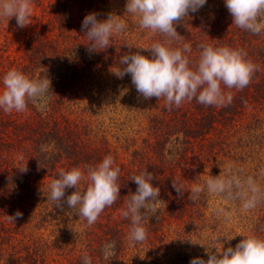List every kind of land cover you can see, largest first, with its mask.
I'll return each instance as SVG.
<instances>
[{
	"label": "rangeland",
	"instance_id": "rangeland-1",
	"mask_svg": "<svg viewBox=\"0 0 264 264\" xmlns=\"http://www.w3.org/2000/svg\"><path fill=\"white\" fill-rule=\"evenodd\" d=\"M55 1L32 0L31 23L24 28L17 26L15 17L8 21L0 19L2 78L10 69L21 71L20 66L28 62L23 42L31 35L34 42V32H39L48 25L49 6ZM126 2L127 0H91L90 10L97 13V18L100 20L104 13L106 18L109 13L122 15L127 19L128 28L120 35L141 46L145 41L156 37V34H149L147 30L140 29L135 19L124 13ZM224 5V0H207L202 8L195 13L190 12L189 17L185 18V23L179 25H187L185 29L189 30L190 26L200 24L204 19L201 17L218 15ZM83 13L89 14L87 9ZM223 26L221 24L222 29ZM185 29L181 30V33H184ZM260 36L264 38V33ZM233 44L227 41L226 46L232 47ZM51 60H48L44 68L51 70L52 75L57 74L58 78L54 87L51 85L53 92L50 93L51 99L47 108L40 110L29 103L24 112L14 111L16 118L24 119L34 125L38 121L39 114L49 117L52 123H57L61 135L67 138L70 134L72 137L77 134L78 141L73 145H79L78 150L86 152H84L85 156L61 157L52 169L39 175L31 173L21 190L15 187L8 198L6 193L0 195L3 199L1 203L3 207L6 199L9 200L8 207L1 208L0 226L3 223L7 224L16 245L13 248L12 242L6 241L4 248L20 252L18 259L22 264L30 261L42 264V260L47 264H82L80 262L84 255L82 251L87 249V239L91 231V233L95 232V235L105 231L104 237L92 248L93 252L89 251L92 264H190V260L194 257L206 260L208 256L204 247L182 239L207 243L218 233L228 236L236 233L245 235L254 233L264 237V202L248 213L239 211V201H228L223 197L208 194H202L196 202H192L188 199V192H184L183 197H180L173 188L175 164L173 166L171 164L174 162L171 161V157L179 154L177 152L179 148L183 149V154L178 160L181 162L180 167H175V172L178 184H183L186 189H190L194 184H203L209 175L224 174L229 166L239 170L242 176L256 177L264 187V176L261 175L264 170V92H262L264 85L261 88L255 84L254 90L246 88V92L241 90L239 96L253 92L250 100L237 105L239 109H235L229 120L218 123L216 130L212 131L208 138L198 136L184 140L186 131L189 132V128L197 123L193 121L190 125L181 124L179 107L169 109L165 106V101H160L156 97L142 104L137 100V98L142 99L138 96L137 90L124 89L116 92L108 82L109 76L104 77L103 83H97L92 79L94 74L87 79V74L79 72L71 80L70 72L61 66L62 62ZM108 68H104V74L109 70ZM257 68L252 79L258 76L256 80H260L261 77L264 80V63L261 62ZM110 69L112 76L113 69ZM124 77L127 79L126 75ZM127 87L130 85H126ZM221 88L225 93L231 94L236 90L228 89L224 85H221ZM110 100L115 101V104H107ZM232 101L235 102V99ZM228 107L229 110H233L232 104ZM175 132L180 138L173 134ZM177 139L184 144H178ZM21 142L15 143V149ZM26 144L28 153L25 149L17 151L14 149L10 157V170H17L12 164H18L19 169L25 165L27 170L32 169L31 166L37 157V149H33L30 140L26 141ZM52 147L54 149L53 144ZM31 150L33 152L29 153ZM160 151L165 152L160 155ZM16 154H19V157H15ZM106 155L114 158L120 168V174L127 172V175L133 176L139 174L140 170L145 168L150 170V166L154 167L153 174L160 185L158 207L164 210L156 220L145 222L148 230L147 239L139 245L134 246L128 239L130 221L121 214L127 203L122 199L124 193H120V199L116 203L104 209L101 213L102 221L97 220L92 226H88L87 222L79 218L74 213L75 210L70 209L66 203L61 209L47 200L48 185L57 177L59 169L68 170L76 166L85 169L95 166ZM46 160L48 157L45 158ZM5 162L9 161L2 162L0 167L10 168ZM157 170L161 174H157ZM164 175L168 178L167 181H163ZM81 185H84V181H81ZM73 191L74 188H67L65 198ZM217 207L232 212L230 223L224 224L216 217L214 210ZM18 210L22 212V218L15 222L10 221L9 216L14 215ZM14 232H19L20 242ZM29 238L43 247L41 253L27 251L32 247ZM242 238L237 234L231 241L225 243V248L229 244L235 247ZM109 241H115L116 255L106 260L102 256L101 249ZM15 255L13 254L14 257ZM34 257H37V260H34Z\"/></svg>",
	"mask_w": 264,
	"mask_h": 264
},
{
	"label": "clouds",
	"instance_id": "clouds-1",
	"mask_svg": "<svg viewBox=\"0 0 264 264\" xmlns=\"http://www.w3.org/2000/svg\"><path fill=\"white\" fill-rule=\"evenodd\" d=\"M207 0H127L125 12L135 19L138 27L149 34H158L161 40L148 46L125 43L129 52L119 59V67L112 70L120 79L131 76L132 84L139 95L145 99L163 98L169 109L179 107L185 100L195 99L206 106H225L232 100V94L225 93L221 85L228 89L242 90L258 70L257 65L240 48L216 46L210 43L199 45V56L195 63L190 59L192 45L183 42L176 25L185 23L189 13H195ZM232 16V24L254 35L264 33V0H224ZM32 14V0H0V19L7 21L15 17L17 26H28ZM97 13L87 14L81 25V31L87 38V50L99 52L113 45V37L123 34L127 28V19L122 15L109 13L106 19L97 18ZM135 48L136 51L131 50ZM148 50L151 55L142 54ZM53 92L51 80L41 71L39 77H30L18 69L8 70L2 79L0 88V109L5 113L24 112L31 103L45 110ZM26 172V165L20 168ZM120 168L111 155H106L95 166L59 169L57 177L48 185L47 200L57 208L64 203L74 213L92 226L106 207H111L120 199ZM261 175L264 176V170ZM137 185L127 199L122 216L130 221L128 239L134 246L147 239L145 222L159 210L160 188L152 183L154 174L147 168L130 178ZM84 181V185H81ZM180 197L188 192V199L196 202L202 194L223 197L228 201H239V211L248 213L264 202V187L252 176H242L239 170L229 166L224 174L209 175L203 184H194L186 189L183 184L172 182ZM74 188L65 198V190ZM214 214L222 223L231 222L232 212L217 207ZM19 210L9 220L15 222L22 218ZM158 218V217H157ZM237 234L243 238L232 247L225 248ZM182 239V238H181ZM188 240L193 245L205 248L208 258L194 257L190 264H264V237L254 233L245 235L236 233L231 236L213 235L207 243ZM102 256L110 260L116 255L115 241H109L101 249ZM82 264H92L91 257L85 253Z\"/></svg>",
	"mask_w": 264,
	"mask_h": 264
},
{
	"label": "trees",
	"instance_id": "trees-1",
	"mask_svg": "<svg viewBox=\"0 0 264 264\" xmlns=\"http://www.w3.org/2000/svg\"><path fill=\"white\" fill-rule=\"evenodd\" d=\"M90 2L91 0H56L52 3L49 6L50 9L48 11L50 16L48 25L44 26L45 28L41 31L34 32V42L31 38L32 35L26 37L23 42L28 62L24 66H20L21 71L30 77H39L41 71L45 70V74L51 80V85L53 86L55 81H57L58 75H52L51 70H46L47 68H44V66L48 64V60L54 59L51 61L62 62L61 66L70 72L69 76L71 80H73V77H76L79 72L87 74V79H90L94 74V78L92 79L96 80L97 83H103L104 77L109 76L110 80L108 82L116 92L121 90L124 91V89H132L136 91L135 86L132 84L130 75H126L127 79H125V77L120 79L117 78L113 72L111 76L110 69L112 68L114 70L119 67L120 57L129 52V49L123 45L125 43H132L129 41V38L126 36L122 37V35L115 36L112 40L113 45H111L107 50L92 53L87 50V46L85 44L88 43V41L84 33L81 31V25L84 17L86 16L83 11L87 9L89 13H92L90 10V7H92ZM87 6H89V8ZM79 11H81V13H79ZM104 11H106V8ZM79 14L80 16L78 17ZM209 16L210 17L207 18L201 17L204 19L201 20L200 24L190 26L189 30L185 29L187 25H176L177 32L182 35L183 42H188L192 45V52L188 55L193 63L198 59L200 51L199 45L201 43L225 46L227 41L234 43L231 48L243 49L247 53L248 58H250L257 66H259L261 62L264 63V38L260 35H254L250 32L241 30L232 24V16L225 5L222 11H219L218 15L214 16L213 14ZM103 19H106L105 13L104 16H102V20ZM221 24L222 26L225 25V27L223 26V29L221 28ZM183 29H185V31L184 33H181V30ZM161 39L162 37L156 34V37L150 38L141 46H148ZM131 51L135 52L136 49L133 48ZM141 51L144 55H151L148 50ZM106 67H109V70H106V73L104 74V68ZM257 77L253 78L251 82L242 90L245 92L246 88L254 90L255 84L262 88L264 85L263 77H261L260 80H256ZM2 79L3 78L0 74V87L2 85ZM126 85H130V87L126 88ZM240 92L241 90H233L232 99H235V102L231 100L229 103L233 106L232 111L229 110V104L221 107L215 105L206 106L198 103L195 99L192 101L185 100L179 106L181 109L179 114L182 116L180 123L190 125L193 121H195L197 124L190 127L189 132L186 131V138L183 139L190 140L194 137L197 138L198 136L208 138L209 134L216 130L217 124L221 123L223 120H229V118L234 114L237 105L249 101L253 93L248 92L249 94L246 93L243 96H239ZM262 92L264 91L262 90ZM138 96L142 98H137V100L141 101L142 104L148 100L139 94ZM159 100L165 101L163 98ZM107 104L113 105L115 104V101L110 100ZM174 108L175 107L171 109ZM238 109L239 108H237V110ZM16 117L17 116L14 111L11 113H5L2 109H0V165H2V162L4 161H9L5 163H8L10 166V168L0 167V195L6 193L7 198L13 192L12 189L14 190L15 187L17 190H21L23 188V185L29 180L31 173L39 175L48 171V169H52L61 157H72L73 155L85 156L84 152H86L85 150L84 152L83 150H78L79 145H73L75 144V141H78L77 134H75L74 137L70 134L67 138L61 135L59 128L56 125L57 123H52V120H50L49 117L39 114L37 116L38 121L34 125L27 123L24 119H17ZM169 134L171 135L170 132ZM173 134L180 138L177 132ZM29 140L33 144V149H37V157L34 164L31 166L32 169L22 172L18 168V164H12L17 170H10V157L14 153L15 143L23 141L20 145L17 144V148L15 150L25 149L28 153V149H26V141ZM176 142H178V144H184V142L180 139H177ZM52 144L54 145V149ZM32 152L33 150L29 153ZM164 152L165 151H160V155ZM177 152H179V154L171 157V161H174L171 164L172 166L175 164L173 169V180L178 183L175 167H180L181 162L178 160L179 156L183 154V149L179 148V151ZM15 157H19V154H16ZM46 157H48V160L45 161ZM165 168H167L166 165ZM149 169L150 172H154L153 166H150ZM11 174L15 177L13 178ZM157 174H161L159 170H157ZM131 177V175H127V172L125 174L122 173L119 176L120 180L118 183L121 184L120 193H124V198L122 196L123 201H127L131 192H135L137 188L136 183L130 179ZM164 180H168L166 175H164L163 181ZM152 183L154 186L160 188L158 179L155 176ZM2 202L3 199L0 197V214L2 213L1 208L6 209L8 207L9 200L6 199L4 207L1 204ZM163 210L164 208L159 209L155 215L150 217L149 222L151 220H156V217L160 216ZM102 217L103 214H100L98 220L102 221ZM14 233L18 237L19 232ZM90 233L87 239V249L82 252L84 254L87 253L91 257L89 251L93 252L92 248H94V245L99 243L104 237L105 231L103 230L100 235H95V232L91 233V235ZM12 236L13 234L7 227V224L3 223L2 226H0V264H22V262L18 259L20 252L4 248L6 241L12 242L13 248L16 247V245H14V241L12 240ZM18 239L20 242L19 237ZM28 240L30 241L32 247L27 251L29 253H41L40 250L41 248L43 249V247L34 239L32 240V238H29ZM13 254H16L15 257ZM34 260H37V257H34ZM42 261V264H47L45 263V260ZM80 262L82 263V259ZM27 264L37 263L30 261Z\"/></svg>",
	"mask_w": 264,
	"mask_h": 264
}]
</instances>
